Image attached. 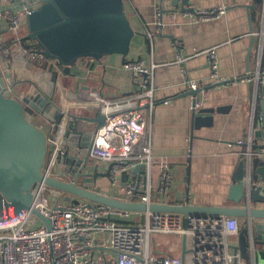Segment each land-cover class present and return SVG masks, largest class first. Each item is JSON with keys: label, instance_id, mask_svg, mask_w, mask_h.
I'll use <instances>...</instances> for the list:
<instances>
[{"label": "built area", "instance_id": "built-area-1", "mask_svg": "<svg viewBox=\"0 0 264 264\" xmlns=\"http://www.w3.org/2000/svg\"><path fill=\"white\" fill-rule=\"evenodd\" d=\"M188 1L182 10L170 11L171 18L182 15L209 21L221 18L226 11L224 6L203 8ZM39 5V1L17 8L0 5V20H6L20 40L22 17ZM162 16L156 24L164 28ZM147 25L146 35L152 46L155 28L151 22ZM20 44L22 57L48 60L37 43ZM172 44L178 51L176 61L184 63L182 42L173 40ZM205 53L211 82L215 86L228 83L221 76L218 48L211 47ZM104 61L103 66L109 63L108 58ZM158 66L153 60L124 59L122 69L131 72L137 84V92L132 95L110 98L100 91L85 90L68 100L60 89V121L50 124L52 130L48 131L47 125L35 119L38 127L47 129L48 154L42 173L69 181L81 167L78 158L87 156V171L109 172L112 192L106 194L112 197L146 204L192 203L188 190L172 198L176 168L168 156L156 155L153 149L150 117L156 105L154 70ZM254 79L264 85V72L258 71ZM187 85L198 91L191 105L192 111H198L208 98V90L193 79H188ZM85 108L97 109L105 116L103 125L89 131V147L69 138L71 117L67 112L81 114ZM236 143L246 146L242 152L246 158H264V147L254 148L251 137ZM73 157L75 161L68 163ZM99 164L106 168H99ZM139 165L140 173H136ZM52 189L58 196L54 201L49 198V186L45 183H37L33 189V208L50 219L51 230L31 210L19 215L14 206L0 201V264H243L241 252L230 242L231 236L240 233L237 217L215 219L126 211L82 198H67L63 192ZM167 234L175 238L172 244L159 243L154 237ZM179 241H183L181 248ZM167 246L171 252L161 253V248Z\"/></svg>", "mask_w": 264, "mask_h": 264}, {"label": "crops", "instance_id": "crops-1", "mask_svg": "<svg viewBox=\"0 0 264 264\" xmlns=\"http://www.w3.org/2000/svg\"><path fill=\"white\" fill-rule=\"evenodd\" d=\"M192 2L203 8L224 6L226 11L216 20L196 21L182 15L173 19L170 11L182 10L185 7L183 0H125L126 13L136 32L128 55L105 57L101 62L83 58L77 63L78 73L68 75L55 60L22 57L20 43L30 45V42H16L18 37L10 30L8 22L0 20V91L7 89L9 95L18 96L35 83L47 92L53 83L57 103L62 100L60 89L68 100L75 99L85 90L100 91L110 98L132 95L137 92V84L131 72L122 69L124 59L153 60L159 66L154 70L156 105L150 117L152 144L154 153L168 156L176 168L172 198L188 190L193 204L231 205L227 198L232 177L238 163L246 159L242 154L246 146L236 142L251 137L253 145L264 144V139L254 135L255 125L259 126L261 122L259 84L254 77L258 71L264 72V24L259 7L248 10L249 6L255 5V0ZM9 5L18 6L8 2L3 6ZM160 14L164 28L156 24ZM147 21L155 28L152 46L146 35ZM25 34L23 28L18 36L23 38ZM173 40L182 42L184 63L176 61L178 51ZM211 47L218 48L221 76L228 81L220 86H215L210 79L205 52ZM107 58L109 63L103 66L102 61ZM248 77L253 79L244 80ZM188 79L207 88L208 98L203 108L229 107L227 112L214 113L213 126L192 130L193 96L187 94L190 91ZM97 112L96 109L85 117L95 118ZM81 114L76 115L83 117ZM76 121L71 118L73 128L78 124V132L70 127L69 138L82 145L88 142L82 132L93 130L96 124L84 121L86 128L82 129L83 120L78 119L77 124ZM36 122L47 125L51 131L50 124L56 120L50 121L39 115ZM99 179H103L99 181L107 188L98 190L111 193L107 177ZM239 223L240 232L249 229L247 219L239 218ZM238 241L239 234L230 237L232 245H238ZM243 264L251 263L243 259Z\"/></svg>", "mask_w": 264, "mask_h": 264}, {"label": "water", "instance_id": "water-1", "mask_svg": "<svg viewBox=\"0 0 264 264\" xmlns=\"http://www.w3.org/2000/svg\"><path fill=\"white\" fill-rule=\"evenodd\" d=\"M39 1L37 8L22 17L21 25L26 34L20 41L36 42L46 58L55 60L64 74L79 71L78 61L90 58L101 61L114 55L127 56L134 28L125 10V0H0L18 5ZM186 6L189 1L183 0ZM14 6V5H12ZM260 8L264 24V0H255L248 10ZM16 42H19L17 40ZM230 82V81H229ZM55 84L44 92L32 83L27 92L11 96L7 89L0 91V201L5 200L21 215L31 210L51 230V221L33 208V189L43 182L51 188L113 208L133 212L179 213L197 218L232 216L247 219L248 230L239 233L238 245L234 249L241 252L242 258L251 264H264V158L255 156L242 159L232 177L227 200L231 205L168 204L128 202L110 196L96 189L100 177H108L109 172L87 171L88 157L78 158L81 164L69 181L46 176L42 173L48 154L47 134L36 125L37 116L59 122L62 101L54 100ZM198 91L187 94L196 96ZM258 103L261 110L260 125H255L254 135L264 139V85H258ZM229 107L201 108L192 111V130L211 127L214 113L227 112ZM67 114L78 121L95 123V129L105 122V116L98 110L95 118ZM76 121V124H77ZM78 124L75 132H78ZM89 141L90 132H82ZM89 147L88 142L84 144ZM263 145L254 148H262ZM75 157L68 159V163ZM141 165L135 169L140 173ZM125 179V177H124Z\"/></svg>", "mask_w": 264, "mask_h": 264}, {"label": "rangeland", "instance_id": "rangeland-1", "mask_svg": "<svg viewBox=\"0 0 264 264\" xmlns=\"http://www.w3.org/2000/svg\"><path fill=\"white\" fill-rule=\"evenodd\" d=\"M30 40H28L27 42H29ZM96 109L94 108H85L82 110V113H83V117H85V115L89 114V115H92L94 113ZM88 116V115H87ZM82 129H85L86 128V125H84V121H82V126H81ZM92 128V127H91ZM41 129L46 133L47 132V129L45 126H42ZM99 168H106L105 165H102V164H99L98 165ZM99 180H103V179H98L96 181V189H102L103 187L104 188H107V185L103 182V181H99ZM48 194H49V198L54 201V200H57L58 199V196L55 194L54 190L52 188L49 187V190H48ZM64 194V197H67V198H71V197H74L72 196L71 194H68V193H65L63 192ZM74 198H77V197H74ZM78 199V198H77ZM81 199V198H80ZM157 240V242H160V243H163V244H172V242L175 241V238L172 237L171 234H167V235H161V236H154ZM183 244V241H179V248H181ZM165 249V250H164ZM161 253H167V252H171L167 247H162L161 250H160Z\"/></svg>", "mask_w": 264, "mask_h": 264}, {"label": "trees", "instance_id": "trees-1", "mask_svg": "<svg viewBox=\"0 0 264 264\" xmlns=\"http://www.w3.org/2000/svg\"><path fill=\"white\" fill-rule=\"evenodd\" d=\"M29 42H30V43H36V42H34V41H31V40H30Z\"/></svg>", "mask_w": 264, "mask_h": 264}]
</instances>
